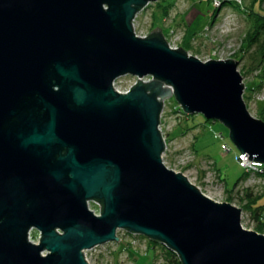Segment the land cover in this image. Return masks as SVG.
<instances>
[{"label":"water","instance_id":"95a60500","mask_svg":"<svg viewBox=\"0 0 264 264\" xmlns=\"http://www.w3.org/2000/svg\"><path fill=\"white\" fill-rule=\"evenodd\" d=\"M157 1L0 0V264H90L86 251L121 231L183 264H264V234L243 227V209L164 163L173 97L263 165L264 121L237 60L203 62L159 27L137 35L138 13ZM125 76L138 82L121 93Z\"/></svg>","mask_w":264,"mask_h":264},{"label":"rangeland","instance_id":"374dc122","mask_svg":"<svg viewBox=\"0 0 264 264\" xmlns=\"http://www.w3.org/2000/svg\"><path fill=\"white\" fill-rule=\"evenodd\" d=\"M222 1L159 0L138 13L135 31L148 36L159 27L172 48L182 47L203 62L237 60L245 84L244 99L248 109L255 118L261 117L264 121V80L259 78L264 66H257L254 50L248 52L244 43L250 22L229 2L222 4ZM236 1L243 5L250 3V0ZM260 5L264 8V0ZM137 81L134 76L122 77L117 80V88L128 91ZM190 116L182 111L176 97L167 100L162 120L167 140L163 156L165 165L186 175L214 201L242 208L243 227L257 231V222L249 210H244L241 197L249 188L258 195L262 194L264 180L249 173L248 179L240 182L246 170L240 165V151L231 139L230 129L220 121L207 120L202 114ZM259 205H264V198ZM90 208L99 212L95 203H90ZM122 233H119L121 242L89 250L91 264L166 263L165 251L160 246L151 250L148 238H127ZM40 238L39 231L31 232L32 241L38 243ZM125 246H130L147 260L143 262L140 259L137 263Z\"/></svg>","mask_w":264,"mask_h":264},{"label":"trees","instance_id":"16d2710c","mask_svg":"<svg viewBox=\"0 0 264 264\" xmlns=\"http://www.w3.org/2000/svg\"><path fill=\"white\" fill-rule=\"evenodd\" d=\"M229 2L230 5L235 7L238 11L243 13L250 22L249 29L246 33L244 43L246 44V49L248 52L250 50H254L257 66L261 68L264 66V8H261L263 0H250L249 4L243 5L242 3H238L236 0H223L222 4H226ZM218 11V10H217ZM261 75L259 78L264 80V68L261 69ZM194 116V115H191ZM190 116V117H191ZM263 120V118H258ZM255 175H258L264 180V168L262 172H257ZM250 176L249 173L245 172L244 176L241 178L240 182L244 179H248ZM237 185V184H236ZM232 191V190H231ZM264 198V192L260 195L254 193L252 189H247L243 196L241 197V204H243L244 210H249L257 222V231L261 234H264V205H259L260 201ZM151 250L156 247H161L165 251V264H183L180 257L168 250L162 244L154 241H149ZM129 249L130 255L133 257L137 263L142 259L143 262L147 260V258L139 255L138 252L130 249V246H125Z\"/></svg>","mask_w":264,"mask_h":264},{"label":"built area","instance_id":"2783aa9c","mask_svg":"<svg viewBox=\"0 0 264 264\" xmlns=\"http://www.w3.org/2000/svg\"><path fill=\"white\" fill-rule=\"evenodd\" d=\"M137 35H139V34H137ZM139 36H141V37H147V35H139ZM144 81L145 82H149V81H151V77H146V78H144ZM138 82V81H137ZM136 85V84H135ZM115 88L117 89V90H119L118 88H117V81L115 82ZM132 88V87H131ZM131 88L129 89V90H131ZM128 90V91H129ZM119 91H121V90H119ZM128 91H122L123 93H127ZM166 103H167V101H166ZM166 103H165V106H166ZM165 110V109H164ZM163 114H164V112H163ZM162 120H163V115H162ZM162 124H163V121H162ZM162 124H161V126H160V129H161V131L163 132V129H162ZM239 162H240V165H241V167H243L245 170H246V172H248V173H252V174H256L257 172H262L263 171V168H264V165L262 164V163H258V162H255V161H252V160H250L249 159V156L247 155V154H239ZM99 213V212H98ZM121 232H123L122 234H123V236H125V237H127V238H132V237H134V238H136V236H138V235H132V234H129V233H127V232H125V231H121ZM120 232V233H121ZM88 252L89 251H86V258H87V260H88V262L91 264V260H90V257H89V254H88Z\"/></svg>","mask_w":264,"mask_h":264},{"label":"bare ground","instance_id":"6f19581e","mask_svg":"<svg viewBox=\"0 0 264 264\" xmlns=\"http://www.w3.org/2000/svg\"><path fill=\"white\" fill-rule=\"evenodd\" d=\"M119 91V90H118ZM119 92H121V93H123L122 91H119ZM96 212V211H95ZM97 213V212H96ZM33 231V230H32Z\"/></svg>","mask_w":264,"mask_h":264}]
</instances>
